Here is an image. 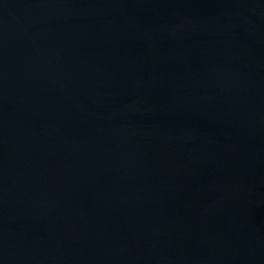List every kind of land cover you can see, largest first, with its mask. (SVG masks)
Segmentation results:
<instances>
[{
    "label": "water",
    "instance_id": "water-1",
    "mask_svg": "<svg viewBox=\"0 0 264 264\" xmlns=\"http://www.w3.org/2000/svg\"><path fill=\"white\" fill-rule=\"evenodd\" d=\"M0 264H264V0H0Z\"/></svg>",
    "mask_w": 264,
    "mask_h": 264
}]
</instances>
